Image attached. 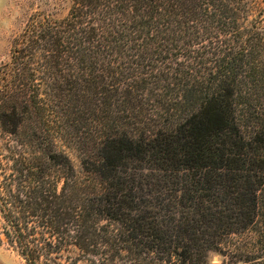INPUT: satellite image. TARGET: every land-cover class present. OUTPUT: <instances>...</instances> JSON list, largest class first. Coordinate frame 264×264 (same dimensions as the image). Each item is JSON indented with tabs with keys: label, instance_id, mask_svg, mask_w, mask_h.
I'll return each instance as SVG.
<instances>
[{
	"label": "trees",
	"instance_id": "trees-1",
	"mask_svg": "<svg viewBox=\"0 0 264 264\" xmlns=\"http://www.w3.org/2000/svg\"><path fill=\"white\" fill-rule=\"evenodd\" d=\"M248 1L70 0L26 24L0 67V133L34 120V162L1 178L0 214L27 264H264V25ZM47 106L83 129L81 177Z\"/></svg>",
	"mask_w": 264,
	"mask_h": 264
},
{
	"label": "rangeland",
	"instance_id": "rangeland-1",
	"mask_svg": "<svg viewBox=\"0 0 264 264\" xmlns=\"http://www.w3.org/2000/svg\"><path fill=\"white\" fill-rule=\"evenodd\" d=\"M249 1L252 2V0ZM251 4L252 12L248 14V21L261 20L264 25V5L261 0H254ZM70 6V0H0V67L10 61L14 39L22 33L26 24L30 23L35 15L40 14L60 20L68 15ZM55 108L56 113L52 114L50 106L44 107L45 115H42V121L39 120V122L45 123L43 127L49 130L55 150L68 157L76 175L81 177V157L84 153L81 150L83 146H79L76 142V134L79 136L83 129L75 120H72L74 115L71 117L69 111L64 112L59 109L63 107ZM33 122L34 120L26 123L19 135L10 136L0 133V181L12 170H26L29 162H34L31 158V150L26 145L28 137L26 134L29 127L34 125ZM14 174L19 177L22 175L17 172ZM57 176L60 188L62 175L57 172ZM2 225L0 214V264H27L18 250L7 243L3 236ZM76 256L74 251H69L63 254L61 262L62 264H83L77 263ZM209 264H223V258L217 254H211Z\"/></svg>",
	"mask_w": 264,
	"mask_h": 264
}]
</instances>
